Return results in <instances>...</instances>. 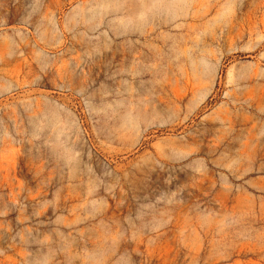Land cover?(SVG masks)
<instances>
[{"label":"rangeland","instance_id":"rangeland-1","mask_svg":"<svg viewBox=\"0 0 264 264\" xmlns=\"http://www.w3.org/2000/svg\"><path fill=\"white\" fill-rule=\"evenodd\" d=\"M132 3L0 0V264H264V0Z\"/></svg>","mask_w":264,"mask_h":264},{"label":"bare ground","instance_id":"bare-ground-1","mask_svg":"<svg viewBox=\"0 0 264 264\" xmlns=\"http://www.w3.org/2000/svg\"><path fill=\"white\" fill-rule=\"evenodd\" d=\"M135 3L129 4V6H131L130 10H132L134 14L138 13L137 20H141V16H143L144 13L148 18L155 15L156 12L162 19H175L179 10L185 9L187 11L186 6H192L193 8V5H190V3H193L191 0H137V4ZM124 4L128 6V4ZM144 7L145 9L142 10Z\"/></svg>","mask_w":264,"mask_h":264},{"label":"crops","instance_id":"crops-1","mask_svg":"<svg viewBox=\"0 0 264 264\" xmlns=\"http://www.w3.org/2000/svg\"><path fill=\"white\" fill-rule=\"evenodd\" d=\"M193 3L196 2V0H191Z\"/></svg>","mask_w":264,"mask_h":264}]
</instances>
